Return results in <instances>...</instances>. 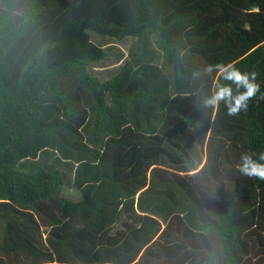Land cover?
<instances>
[{"label": "trees", "instance_id": "16d2710c", "mask_svg": "<svg viewBox=\"0 0 264 264\" xmlns=\"http://www.w3.org/2000/svg\"><path fill=\"white\" fill-rule=\"evenodd\" d=\"M91 34L131 40L104 80ZM262 152L264 0H0V264H264Z\"/></svg>", "mask_w": 264, "mask_h": 264}, {"label": "clouds", "instance_id": "9594fccd", "mask_svg": "<svg viewBox=\"0 0 264 264\" xmlns=\"http://www.w3.org/2000/svg\"><path fill=\"white\" fill-rule=\"evenodd\" d=\"M218 70L225 83L218 84L211 96L203 99V107H217L223 102L231 116L238 115L242 110H246L249 102L260 90L255 72L241 70L232 63H221L214 66ZM209 71L213 70L210 66ZM242 163L239 171L248 178L264 180V152L254 158L253 153H244L241 157Z\"/></svg>", "mask_w": 264, "mask_h": 264}, {"label": "rangeland", "instance_id": "374dc122", "mask_svg": "<svg viewBox=\"0 0 264 264\" xmlns=\"http://www.w3.org/2000/svg\"><path fill=\"white\" fill-rule=\"evenodd\" d=\"M92 40L101 45L106 52H108V58L103 62L94 64V67L91 69V74L98 77L100 80H104L108 77V72L114 70L124 59H126L128 46L131 42L129 38H126L120 42L111 41L110 43L105 41L107 37H100L95 34H91ZM101 40H98V39ZM109 79V78H108ZM43 163L39 161L38 164ZM19 169L32 172L35 169V165L31 164L30 167H24L22 164L18 166Z\"/></svg>", "mask_w": 264, "mask_h": 264}, {"label": "water", "instance_id": "95a60500", "mask_svg": "<svg viewBox=\"0 0 264 264\" xmlns=\"http://www.w3.org/2000/svg\"><path fill=\"white\" fill-rule=\"evenodd\" d=\"M195 146L197 148V151L199 152L200 157L204 158V152L202 149V145H201L200 141L198 140V138L195 139ZM186 164L190 170H194V168L188 162Z\"/></svg>", "mask_w": 264, "mask_h": 264}]
</instances>
